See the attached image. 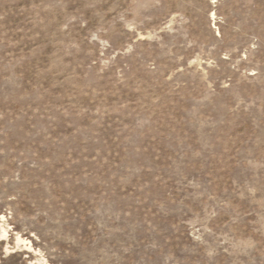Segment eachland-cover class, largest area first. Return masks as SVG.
I'll return each mask as SVG.
<instances>
[{"label":"rangeland","instance_id":"rangeland-1","mask_svg":"<svg viewBox=\"0 0 264 264\" xmlns=\"http://www.w3.org/2000/svg\"><path fill=\"white\" fill-rule=\"evenodd\" d=\"M0 264H264V0H0Z\"/></svg>","mask_w":264,"mask_h":264}]
</instances>
